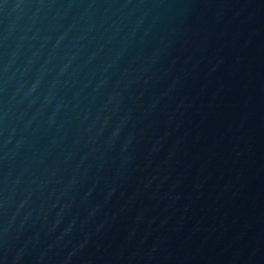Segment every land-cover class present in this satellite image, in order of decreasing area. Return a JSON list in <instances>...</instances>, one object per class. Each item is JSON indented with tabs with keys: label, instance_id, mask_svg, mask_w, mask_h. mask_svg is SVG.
<instances>
[{
	"label": "water",
	"instance_id": "obj_1",
	"mask_svg": "<svg viewBox=\"0 0 264 264\" xmlns=\"http://www.w3.org/2000/svg\"><path fill=\"white\" fill-rule=\"evenodd\" d=\"M0 264H264V0H0Z\"/></svg>",
	"mask_w": 264,
	"mask_h": 264
}]
</instances>
